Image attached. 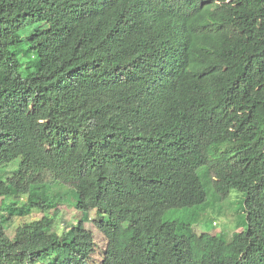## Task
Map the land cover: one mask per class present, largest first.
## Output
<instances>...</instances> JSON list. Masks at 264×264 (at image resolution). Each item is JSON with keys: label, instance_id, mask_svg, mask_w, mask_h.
I'll list each match as a JSON object with an SVG mask.
<instances>
[{"label": "trees", "instance_id": "trees-1", "mask_svg": "<svg viewBox=\"0 0 264 264\" xmlns=\"http://www.w3.org/2000/svg\"><path fill=\"white\" fill-rule=\"evenodd\" d=\"M202 168L243 194L229 240L163 219ZM0 264H264V0H0Z\"/></svg>", "mask_w": 264, "mask_h": 264}, {"label": "rangeland", "instance_id": "rangeland-1", "mask_svg": "<svg viewBox=\"0 0 264 264\" xmlns=\"http://www.w3.org/2000/svg\"><path fill=\"white\" fill-rule=\"evenodd\" d=\"M13 164H10L2 171L3 177L10 174V170L13 168ZM199 177L204 185L206 191V204L201 208H186V209H168L163 219L185 221L191 219L196 214L197 223L194 226V230L197 233L208 232L211 234L222 233L227 240L231 239L234 232H239L245 226V215L242 211L243 206V194L236 190H230L225 196H222L214 191L212 185L208 182V176L205 170L202 168L199 170ZM55 187L64 196L63 203L59 205L61 210V218L63 220H75L78 218L85 219V226L89 228L94 236V240L97 243V247L92 254L91 261L99 263L102 259V253L106 246V239L104 234L99 228V223L94 220L93 214L88 213L86 215L78 212L73 205L74 191L70 185L66 184H54ZM38 196L36 191L24 200L35 199ZM42 211L32 209L28 214L17 215L13 219V223L8 227L7 232L10 236L14 233V228L19 225L21 221H32L41 218ZM159 215H142V219L145 222L147 229L151 232L159 225ZM214 222V224H213Z\"/></svg>", "mask_w": 264, "mask_h": 264}, {"label": "clouds", "instance_id": "clouds-1", "mask_svg": "<svg viewBox=\"0 0 264 264\" xmlns=\"http://www.w3.org/2000/svg\"><path fill=\"white\" fill-rule=\"evenodd\" d=\"M213 224H214V222H213Z\"/></svg>", "mask_w": 264, "mask_h": 264}]
</instances>
